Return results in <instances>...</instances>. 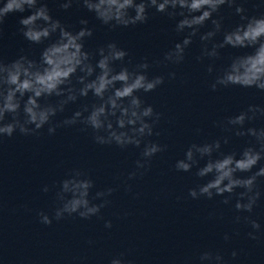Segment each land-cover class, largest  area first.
Instances as JSON below:
<instances>
[{
    "label": "clouds",
    "instance_id": "obj_1",
    "mask_svg": "<svg viewBox=\"0 0 264 264\" xmlns=\"http://www.w3.org/2000/svg\"><path fill=\"white\" fill-rule=\"evenodd\" d=\"M246 2L247 0H59V7L67 11L75 3L93 13L109 30L146 24L153 9L156 13L166 15L175 21L176 33L186 35L164 54L163 61H154L156 64L183 63L186 49L197 36L202 42L201 55L196 58L198 61L205 57L220 58L219 50L225 47L252 49L249 53L231 57L230 62L218 70L210 87L213 91L218 87L230 86L254 87L264 91V12L248 15L244 7ZM225 5L234 9L235 14L240 17V22L230 30H225L224 17L220 15V10ZM25 12L30 14L20 16L18 31L27 41L41 44L54 34H57V39L43 49L39 62L24 55L10 63L0 60V140L4 137L11 138L17 131L26 136L37 135L46 124L49 125L48 133L54 134L59 125H52L51 118L58 111L62 112L67 103L75 102L78 97H87L91 92L99 103H94L91 107L85 105L70 119H65L63 124H84L86 128L93 130L95 142L101 145L114 143L120 148L129 145L139 148L143 144L141 158L136 161V168L128 174V179L143 176L150 167L152 157L165 151L167 146L151 141L145 143V138L154 134V127L159 122L161 113L154 111L151 105L145 106L136 93L156 90L164 83L165 77L156 75L149 78L147 70L150 65L146 59L131 69L124 65L128 52L115 42L100 47L96 53L99 59L93 63V54L84 48L85 39L93 35V29L87 26L89 21L81 19L79 24L82 27L78 31L70 30V26L53 17L45 0H0V31L10 14ZM209 22L210 29L201 33V28ZM220 33L223 34V39L217 42L215 38ZM117 61L122 63L119 71L114 67ZM207 71L213 73V65L210 64ZM73 76H77V82L81 85L78 89L72 85ZM168 77L175 79L176 73L170 72ZM51 96L64 99L58 104H41L42 98ZM257 114L264 116V107L249 105L247 110L227 118L226 124L222 125L239 126L235 129V135L254 138L255 143L244 147L239 154L221 153L219 157L213 158V153L221 148L219 140L202 145L193 143L186 150L184 158L177 160L175 164L177 171L189 172L197 166L198 177H211L206 183L189 189L191 198L213 199L222 196V203L227 205L235 195L236 212L249 215L238 214L234 222L250 226L251 231L247 232V236L251 240H258V233L261 232V224L251 214L261 197L258 179L264 177V166L255 172L252 170L264 160V128L245 129L244 125L246 121L255 120ZM224 143H228L227 138ZM205 157L207 162L203 167H198L199 161ZM239 173L251 175L242 176ZM93 187L94 182L90 177L80 170H73L61 182L56 194L58 204L52 216L44 212L38 213L40 223L50 226L53 219L60 221L74 215L81 219L100 216L101 209L111 203L108 197L116 189L109 187L97 191L90 199ZM237 189L242 190L237 192ZM48 190L47 186L43 189L44 192ZM127 190L131 191L130 185ZM94 200H100V203H93ZM105 227L110 229L112 222L105 221ZM229 239L225 234L224 240ZM231 256L236 258L237 252L233 251ZM197 259L199 264H228L219 250L203 251ZM109 264H131V261L125 260L121 253L114 256ZM186 264H192L191 258Z\"/></svg>",
    "mask_w": 264,
    "mask_h": 264
}]
</instances>
